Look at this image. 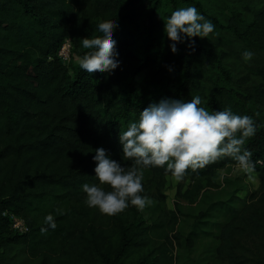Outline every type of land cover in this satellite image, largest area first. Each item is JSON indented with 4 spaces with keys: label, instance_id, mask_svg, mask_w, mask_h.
<instances>
[{
    "label": "trees",
    "instance_id": "obj_1",
    "mask_svg": "<svg viewBox=\"0 0 264 264\" xmlns=\"http://www.w3.org/2000/svg\"><path fill=\"white\" fill-rule=\"evenodd\" d=\"M159 3L0 0V264H20L22 254L39 264L96 262L101 253L89 230L82 189L84 183H98L94 150L103 147L126 169L132 167L119 142L129 122L162 98L189 100L195 95L209 110L230 107L253 116L258 129L245 146L252 152L257 190L239 208H233L235 200L209 203L191 216L185 235L177 233V213L171 211L166 233L162 223L143 226L124 235L114 258L102 262L127 264L123 258L139 246L147 252L129 264H175L174 245L189 252L199 235L217 227V244L210 253L215 264H264V69H259L262 81L247 86L234 79L224 67V56L200 37L192 38L191 47L187 40L178 43L173 53L157 32ZM255 15L246 33L264 42V5ZM112 20L118 25L113 37L121 61L113 72L90 76L78 63L67 65L59 58L65 38L72 53L86 54L82 39L98 38L96 27ZM237 164L224 157L188 170V182L177 195L193 203L203 189L216 186L212 177L219 169ZM145 169L162 200L165 178L172 173L164 167ZM9 214L23 218L28 230H14ZM48 215L55 230L44 222Z\"/></svg>",
    "mask_w": 264,
    "mask_h": 264
},
{
    "label": "clouds",
    "instance_id": "obj_2",
    "mask_svg": "<svg viewBox=\"0 0 264 264\" xmlns=\"http://www.w3.org/2000/svg\"><path fill=\"white\" fill-rule=\"evenodd\" d=\"M117 26L116 20L101 23L95 29L98 38L82 39L86 54L77 57L81 71L90 76L111 73L121 64L113 37ZM214 30L215 24L194 4L176 8L164 22L173 53L178 51V43L187 40L191 47L195 44L193 37L207 38ZM254 55L248 49L242 53L245 61ZM257 129L253 116L235 113L230 107L209 110L203 106L200 95L189 100L165 97L150 103L140 111L139 119L129 122L119 135L122 153L132 161V167L126 169L103 147L94 150L92 159L96 162L94 172L98 183L82 185L85 203L110 216L124 211L130 204L142 211L151 202L143 194L145 168L164 167L179 181L188 170L195 171L210 162L231 157L243 171L251 173L252 152L245 145ZM105 184L110 190L102 186ZM44 222L48 229L55 230L52 215L46 216Z\"/></svg>",
    "mask_w": 264,
    "mask_h": 264
},
{
    "label": "rangeland",
    "instance_id": "obj_3",
    "mask_svg": "<svg viewBox=\"0 0 264 264\" xmlns=\"http://www.w3.org/2000/svg\"><path fill=\"white\" fill-rule=\"evenodd\" d=\"M159 1L155 21L158 35L162 39L170 42L164 32V22L171 12L178 7L194 4L198 11L215 24L214 33L209 34L207 38H200L201 42L224 56V67L231 71L234 79L245 80L247 86H256L262 81L259 69H264V42L262 40L255 42L256 39L250 38L246 31H250L253 23L256 22L255 13L264 5V0ZM141 22H143L142 19ZM245 49L255 53L250 61L243 59L242 53ZM77 57L71 51L70 59L66 64L77 63ZM137 78L141 81V74ZM261 111L264 113V106L261 107ZM150 176V172L144 169L143 194L150 197L151 202L142 211L130 204L124 211L110 216L102 213L96 207L88 206L89 230L95 234L96 248L101 253V255L97 254L98 259L92 264H103L102 259L111 261L121 246L122 237L143 226L162 223L164 233H166L167 225L170 223L166 221L169 219L171 211L177 213V233L185 235L191 226V216L203 210L209 203L217 202L216 204L222 205L232 200H238L242 204L247 201L248 195L258 188L257 173L254 170L251 173L245 172L237 164L219 169L216 175L212 177L216 186L203 189L193 203H189L177 195V189L182 190L188 180L183 178L177 181L173 175H167L164 187L161 189L163 195L161 200L154 183L150 181ZM102 186L106 190H110L107 184ZM102 222L106 224L100 225ZM85 234L90 236L88 231ZM201 249L203 248L198 246L194 250H199L196 253H193L191 249L189 252H185V250L180 252L182 249L174 245L172 254L175 258V264H185L184 262L187 260L190 264H197L205 258L208 259V264H215L209 256L210 253L200 257ZM146 252L147 247L133 246L128 256L123 258L121 255L119 260L123 258L124 263L129 264ZM20 258V264H39L36 258L26 254H22ZM185 258L187 260L184 261Z\"/></svg>",
    "mask_w": 264,
    "mask_h": 264
},
{
    "label": "crops",
    "instance_id": "obj_4",
    "mask_svg": "<svg viewBox=\"0 0 264 264\" xmlns=\"http://www.w3.org/2000/svg\"><path fill=\"white\" fill-rule=\"evenodd\" d=\"M241 205L242 204L239 203L238 200H235L233 202V208H239V207H241ZM217 233H218V229H217V227H214V230L210 229V230L205 231L202 235H199L197 240L195 241L194 246L191 248L192 252L193 253L198 252L199 250L198 251H194V250H195V247L199 246V247L203 248V249L200 250L201 251V254H199L200 257L202 255H206V256L209 255V253H211V250L213 249V247H215V245L217 244V241H215V239H213V237L215 235H217ZM205 259H207V258H205ZM205 259L200 261V262H198L197 264H203ZM185 260H187V259L185 258L184 261ZM184 263L185 264H190L188 260L185 261Z\"/></svg>",
    "mask_w": 264,
    "mask_h": 264
},
{
    "label": "built area",
    "instance_id": "obj_5",
    "mask_svg": "<svg viewBox=\"0 0 264 264\" xmlns=\"http://www.w3.org/2000/svg\"><path fill=\"white\" fill-rule=\"evenodd\" d=\"M59 58L64 62L67 63L70 59L71 54V42L69 38H65V40L61 43L60 48L57 52ZM5 214V213H4ZM11 227L20 232L23 233L28 230V227L24 221L23 218L15 215V214H9Z\"/></svg>",
    "mask_w": 264,
    "mask_h": 264
}]
</instances>
